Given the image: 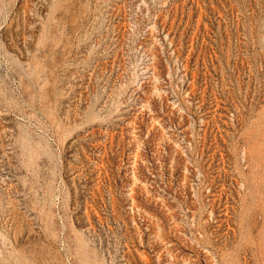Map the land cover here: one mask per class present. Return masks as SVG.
Segmentation results:
<instances>
[{
    "label": "rangeland",
    "instance_id": "obj_1",
    "mask_svg": "<svg viewBox=\"0 0 264 264\" xmlns=\"http://www.w3.org/2000/svg\"><path fill=\"white\" fill-rule=\"evenodd\" d=\"M0 264H264V0H0Z\"/></svg>",
    "mask_w": 264,
    "mask_h": 264
}]
</instances>
